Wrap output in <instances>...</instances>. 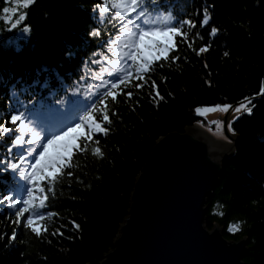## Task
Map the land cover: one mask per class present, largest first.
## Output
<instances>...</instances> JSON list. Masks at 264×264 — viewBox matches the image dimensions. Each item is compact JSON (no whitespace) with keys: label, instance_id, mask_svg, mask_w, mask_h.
<instances>
[{"label":"trees","instance_id":"trees-1","mask_svg":"<svg viewBox=\"0 0 264 264\" xmlns=\"http://www.w3.org/2000/svg\"><path fill=\"white\" fill-rule=\"evenodd\" d=\"M138 2L151 23H156V14H172L173 23L191 19L196 27L184 26L186 39L172 38L175 48L167 59L153 64L154 71L150 69L143 79L133 72L127 86L111 89L117 94L115 101L101 97L104 103H97L95 119L107 129V136L80 129L73 157L57 170H45L41 184L45 192L34 193L48 197L41 210L45 219L37 224L39 236L24 226L28 213L17 224L15 213L0 205V264H101L114 248L137 179L157 142L194 125L213 130L216 124L198 116L196 109L225 103L238 106L245 98L252 101L253 111L231 123L230 131L237 137L235 154L223 163L220 184L207 200L205 227L212 231L219 226L231 242L246 239L244 264H264V95L260 94L264 0ZM110 3L33 0L21 25L30 30L18 37L16 31H7L3 20L7 0H0V118H4L0 122L5 127H13L7 120L9 107H19L10 93L18 94L27 107L34 105L30 119L54 130L83 115L96 100V96L85 100L89 91L103 93L111 87L113 77L108 72L114 70L109 60L116 59L113 52L119 53L122 44H113L109 51L108 43L117 40L122 22L114 20L113 28L99 15V7L104 6L108 15L115 16ZM205 10L211 17L207 26L202 24ZM212 27L219 30L215 37L210 34ZM93 29L100 35H90ZM205 45L207 50L197 54ZM105 111L110 124L103 121ZM10 144V139L0 140V159L16 156L19 149L9 153ZM0 169V194L18 195L13 186H29L6 164ZM49 172L56 177L54 186ZM236 223L240 230L230 232Z\"/></svg>","mask_w":264,"mask_h":264},{"label":"water","instance_id":"water-1","mask_svg":"<svg viewBox=\"0 0 264 264\" xmlns=\"http://www.w3.org/2000/svg\"><path fill=\"white\" fill-rule=\"evenodd\" d=\"M228 141L198 125L161 138L137 179L131 205L114 248L101 264H244L248 242L226 240L223 230L205 227L207 200L220 184L223 163L235 154Z\"/></svg>","mask_w":264,"mask_h":264},{"label":"snow or ice","instance_id":"snow-or-ice-1","mask_svg":"<svg viewBox=\"0 0 264 264\" xmlns=\"http://www.w3.org/2000/svg\"><path fill=\"white\" fill-rule=\"evenodd\" d=\"M32 2L33 0H24L23 6L27 8ZM151 2L157 3L158 0H151ZM112 9H115V16L108 15L106 7H99V15L105 18L109 24H113L114 20L122 22L117 40H109L108 43L109 51H112L113 44L117 42L122 44L119 53L113 52L116 59L109 60L114 70L108 72V75L113 77V80L109 82L111 87L103 93H92L89 91L85 100H93V96H96V100L84 108L83 115L78 114L74 122L54 130L48 127H42L30 119L29 117L32 115L34 105L29 108L19 99L18 94L10 93L15 98L16 104L19 105V107H9L10 114L7 120L13 127H5V124L0 122V140L7 138L11 141L9 153L14 148L19 149L15 157L7 160L0 159V165L6 164L7 169L12 170L14 174H18L21 180L29 185L28 187L20 185L13 186L19 189L18 195L12 191H7L6 195L0 194V205H5L9 212L15 213L17 224L20 222V217L28 213L24 226L30 228L32 233H35L37 236L40 235L37 224L45 219V215L41 210L45 208V201L48 197L45 195L43 198H38L34 193L45 192V188L41 186L45 179V170H57L66 159L70 160L73 157V149L79 148V145H76L74 142L79 138L77 134L80 129L91 128L92 133L107 136V129L101 123H97L95 119L97 103H104L101 97H111L115 101L117 94L111 91V89L117 88L118 85L127 86V82L133 78V72H135L136 78L143 79L150 69L154 71L153 64L167 59L169 53L175 48V44L171 43L172 38L183 36L186 39L187 34L182 31L184 26L187 25L193 29L196 27V24L191 19L173 23L172 14L163 17L156 14L153 17L156 23H151L145 11V6H142L138 0H113ZM3 11L6 14L9 12L15 14V10L7 7ZM25 19V15H20L15 23L9 22L14 29ZM210 20L211 17L207 15V10H205L202 21L203 26L209 25ZM113 28H115V24H113ZM23 30L28 32L30 29L25 27ZM218 31L217 28L212 27L211 36H217ZM90 35L97 37L100 35V32L93 29ZM188 46L191 48V43ZM207 48V45L201 47L197 54L204 53ZM68 55L71 56L72 53L69 52ZM228 55V52H224V56ZM96 87L101 88L104 85H97ZM137 87H141V85H137ZM260 94L264 95V88H261ZM127 95L131 97L132 93L129 92ZM160 99L162 100L163 97H160ZM251 104L252 101L245 98V101L241 102L234 110L236 113L243 111L251 115L253 111L252 106H250ZM215 107L221 108L220 105H216ZM230 108L231 105L225 103L222 106V111L227 113ZM74 110L79 112V106L74 104ZM211 110L213 109L197 108L196 112L203 115L204 112ZM3 119L0 118V120ZM103 121L109 124L111 123L107 111L104 112ZM228 127L231 130V123L228 124ZM96 143L99 144V140ZM95 151L100 153L101 150L97 147ZM0 171H3V169H0ZM49 176L51 177L49 183L54 186L56 177L53 172H49ZM37 199H39L38 204L36 203ZM76 227L79 228V225H76ZM228 230L230 232L239 231L240 224H233ZM2 236L3 233H0V237ZM14 237L15 230L12 234L8 235V240L12 241Z\"/></svg>","mask_w":264,"mask_h":264},{"label":"rangeland","instance_id":"rangeland-1","mask_svg":"<svg viewBox=\"0 0 264 264\" xmlns=\"http://www.w3.org/2000/svg\"><path fill=\"white\" fill-rule=\"evenodd\" d=\"M23 5H24V0H7V8L15 10V14H13L12 12H9L7 14L4 13V17H3L4 24L7 28V31H9V32L16 31L15 34L18 37L26 36V32L23 30L24 27H21L23 21H21L20 24L17 25V27L14 29L11 27V23H15L20 15H25V13H24L25 7ZM231 108H232V106H231ZM201 109H213L211 111L204 112L203 115H201L200 113H197L198 116L203 117L204 119L208 120L210 123L216 124L215 129H213V130L209 129V131L208 130H206V131L209 132L214 137H216L222 141H228V139L226 138L225 130H224V117L226 116V114L229 111L227 113L222 111V106H221V108H216L215 106H213V107H202ZM237 114H239V113H236L234 110V112L232 113L231 116H234ZM241 115L233 117L232 122L235 119H237L238 117H240ZM229 123H231V122H229ZM229 123H227V127H228ZM198 126H200V125H198Z\"/></svg>","mask_w":264,"mask_h":264}]
</instances>
